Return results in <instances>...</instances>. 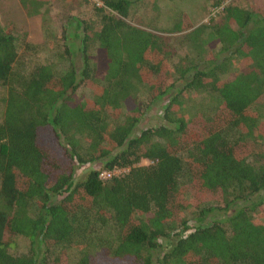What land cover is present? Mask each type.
Segmentation results:
<instances>
[{
	"label": "trees",
	"instance_id": "trees-1",
	"mask_svg": "<svg viewBox=\"0 0 264 264\" xmlns=\"http://www.w3.org/2000/svg\"><path fill=\"white\" fill-rule=\"evenodd\" d=\"M50 1L18 3L31 16ZM98 1L95 21L60 32L58 72L19 71L26 60L0 23V264H153L168 233L158 264H264V0H210L217 17L197 25L177 14L160 31L179 33L175 61L154 26L129 21L135 0ZM191 91L216 100L210 116L184 115Z\"/></svg>",
	"mask_w": 264,
	"mask_h": 264
},
{
	"label": "rangeland",
	"instance_id": "rangeland-1",
	"mask_svg": "<svg viewBox=\"0 0 264 264\" xmlns=\"http://www.w3.org/2000/svg\"><path fill=\"white\" fill-rule=\"evenodd\" d=\"M176 1V0H175ZM252 0H224L234 4H247ZM131 7L132 15L129 21L137 26L146 28L148 24L154 26L156 32L162 34L164 40H169L172 46V59L182 53L175 45V37L179 33L160 32L170 26V23L176 18L177 14L185 13L193 25L205 22L208 17H212L219 11L220 7H213L210 0H181L177 4L169 5L166 0H135ZM175 3V2H172ZM99 6L100 3L96 0H51L43 6L36 15H27L21 8L18 0H0V23L11 29V32L17 38V53L19 61H25L24 66L19 70L28 71L37 64L52 63L55 71H60L63 66L62 61L63 48L62 43L57 46V42L62 41L60 32L65 30L69 32L73 26L69 23L70 18H78L95 21L93 6ZM156 6L158 9L154 8ZM154 8V9H153ZM217 17V16H216ZM159 30V31H158ZM64 45L68 47L69 57L78 70L82 64L81 54L78 47L79 40L72 35L66 34ZM25 42L28 44L26 45ZM93 48L89 49V54L93 53ZM175 86H181V82L174 83ZM175 88L172 89L174 92ZM203 93V92H202ZM5 95L4 86L0 85V113L3 106V98ZM77 96L90 97V90L87 87L81 86L76 91ZM182 97L186 98L183 101L184 115L200 113L210 116L215 108L216 100L208 93H190L183 92ZM191 99V100H190ZM182 108V109H183ZM156 112H148L138 122L137 127H145L157 119ZM180 156L183 154L180 153ZM144 163V162H143ZM87 166H77L74 171V181L82 179L86 173ZM122 170H119V172ZM117 172V173H119ZM264 194V191L262 192ZM191 203V197L187 196ZM264 210V207H263ZM223 211L215 213L220 215ZM264 214V212H261ZM193 215V207L189 206L180 216L185 219H190ZM212 217V215L210 214ZM209 216L207 217V219ZM189 225H193L194 221H188ZM174 234L168 233L167 237L160 238V248L154 252V263H157V258L161 256V252L171 245L174 241ZM20 242L17 250L25 249V240Z\"/></svg>",
	"mask_w": 264,
	"mask_h": 264
},
{
	"label": "built area",
	"instance_id": "built-area-1",
	"mask_svg": "<svg viewBox=\"0 0 264 264\" xmlns=\"http://www.w3.org/2000/svg\"><path fill=\"white\" fill-rule=\"evenodd\" d=\"M98 2V4L100 3L98 0H96ZM117 172H119V170H111V171H108V170H102L98 173V177L100 179H108L110 178L112 175H116Z\"/></svg>",
	"mask_w": 264,
	"mask_h": 264
}]
</instances>
